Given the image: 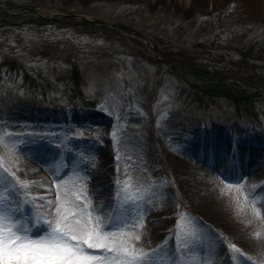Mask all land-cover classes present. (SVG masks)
<instances>
[{"label": "rangeland", "instance_id": "1", "mask_svg": "<svg viewBox=\"0 0 264 264\" xmlns=\"http://www.w3.org/2000/svg\"><path fill=\"white\" fill-rule=\"evenodd\" d=\"M0 2V156H24L36 147L64 172L50 183L51 204L39 206L40 199H31L34 191L15 179L30 178L0 165V213L17 224L20 235L40 240L51 233L59 185L69 223L82 220L71 214L88 204L101 234L129 233V243L148 253L145 264H264V251L249 252L231 238L229 220L214 226L182 206L187 195L209 202L198 185L212 179L232 186L222 189L228 200L219 210L259 195L264 205L262 6L248 0ZM153 144L161 148L155 154ZM105 145L119 148L112 162L117 176L104 170L114 189L92 208V187L99 188L102 179L87 185V174ZM174 146L187 164L179 166L177 179L156 155ZM196 154L221 157L240 176L225 179ZM154 174L164 175L151 179ZM160 190L164 198H158ZM167 199L168 212L178 208L170 213L178 219L145 250L134 238L142 237L141 229L132 225ZM87 253L100 256L103 250ZM164 253L169 259L162 261Z\"/></svg>", "mask_w": 264, "mask_h": 264}, {"label": "bare ground", "instance_id": "2", "mask_svg": "<svg viewBox=\"0 0 264 264\" xmlns=\"http://www.w3.org/2000/svg\"><path fill=\"white\" fill-rule=\"evenodd\" d=\"M250 3H253V5L262 6L264 8V0H248ZM148 43V42H147ZM104 106H113V104H110L109 102L104 103ZM131 111V110H130ZM129 112V111H128ZM110 114L109 112H107ZM172 126V125H171ZM51 127V126H50ZM52 134H58V130L55 126L51 127L49 129ZM23 143H26L25 140L22 141ZM31 143H27L24 148H27L31 146ZM105 150L103 153L95 158V168L88 172L86 184H90L93 181H98L102 179L101 186L99 188L92 187V194L96 196V198L92 199L91 206H98L100 202L103 201L104 198L101 197V194L112 192L114 189V184L109 181V177H107L108 172H104L105 169H111L113 173H116L117 171H114V165L112 162H114L117 157L118 153H120L118 147H108V145L104 146ZM153 153L155 154L158 149H161L158 144H153ZM175 146L169 148L164 152V155L162 154H156L158 155V158H161V163L166 162L167 169H165L166 173L169 174L170 172L174 173V178L178 177L179 172V166L181 168L187 166L186 162L181 159V156L178 152L175 151ZM163 149H165L163 147ZM28 152L24 156L20 155L18 153H15V151H6L0 156V165L6 169H10L11 171L15 168L18 169V174L21 178H30L28 181V186L30 189L34 191V194L31 195L32 200L40 199L39 206H48L50 205V202L53 201L52 195L54 194V184H50L51 181L54 182V178H57L61 174L63 175V171L59 167H57L56 164H53L51 158H49L47 155L43 153V151L37 150L36 147ZM206 154H204L202 157L199 158V155H195L199 162L201 164H206L210 168L215 169L222 175L225 179H231L233 177H237V175L240 176L239 170L236 168H228V164L223 161L221 157H213L211 154H208L207 157H205ZM168 158V159H167ZM148 158L146 157L144 161H146ZM111 162V163H110ZM38 164V165H37ZM199 165L191 166L188 168H196L197 170H200L204 174V178L210 177L209 172H207L205 169H200ZM251 168H246L245 170H250ZM245 170H243L245 172ZM59 171V172H58ZM158 175V176H157ZM164 174H154L151 176V179L153 177L157 176L156 179L160 180L163 177ZM90 176V177H89ZM147 179V176H145ZM173 178V177H171ZM149 179V177H148ZM34 182V183H33ZM186 182V181H184ZM200 185H198V192L201 193V196L204 198L205 196H210L209 202H204L203 204L198 203L193 199L192 197L184 196V198L188 199V203H185L186 201L182 202V206H185L190 212L199 213L202 214V218L212 223L214 226V222L217 223H225L227 220L230 222V224H233V226H230L231 228V238L235 240V242H240L239 246H243V249L246 248L249 250V252L254 253H260L264 251V205L261 204L262 200L259 196L257 197H251L243 201V203H239L237 206L233 207H227L225 210H219L217 207L225 206V203L227 202V198L225 197V193H221L222 189L226 187L227 185L224 184V182L212 179V181H200ZM247 184V180L244 182ZM243 184V183H242ZM244 186V185H243ZM89 189V187H88ZM48 190L49 192L47 193ZM39 193V194H38ZM207 193V194H206ZM158 198H164L165 193L163 191H158ZM212 195V196H211ZM168 200V199H167ZM232 200V198H231ZM164 204V203H163ZM168 204V205H166ZM162 208H157V211L150 212L149 215L145 216V220L143 221V228L141 229L142 237L140 238V241L138 245L140 247H144V249H148L153 245L151 243L160 242V237L162 236V231L166 229L167 225L169 224L170 220L175 219L177 220L178 216L172 217L170 213L176 212L175 211H169L170 209V203L168 200V203L166 202ZM38 204H36L37 208ZM235 207V208H234ZM210 209V214L207 216L205 215L207 211ZM204 213V214H203ZM53 215L57 217L56 211L53 212ZM177 218V219H176ZM238 223L236 222V220ZM240 221H242L240 223ZM240 223V224H239ZM227 224V222H226ZM219 225V224H217ZM17 226V224L15 225ZM235 226V227H234ZM233 227V228H232ZM18 234H23L20 231H18ZM158 240V241H156ZM166 259H169L168 255L164 253L161 256V260L165 261Z\"/></svg>", "mask_w": 264, "mask_h": 264}, {"label": "snow or ice", "instance_id": "3", "mask_svg": "<svg viewBox=\"0 0 264 264\" xmlns=\"http://www.w3.org/2000/svg\"><path fill=\"white\" fill-rule=\"evenodd\" d=\"M0 171L5 170L0 168ZM15 179L17 184L28 186V182ZM226 187L229 190L232 188L231 185ZM4 198L0 194V200ZM76 199L79 200L80 196ZM52 206L57 219L51 222V233L40 240H29L25 235L18 234V228L8 223L10 217L0 213V264H73L74 260L80 264H145L148 253L129 243L132 239L129 233L104 231L101 234L99 223H93L88 204L71 214L81 217L83 222L76 220L75 224L69 223V216L62 211L69 205L61 199L59 185L56 188V203ZM132 227L142 229L143 224L138 221ZM134 238L140 240L141 236L136 234ZM87 249H102L103 254L90 255ZM230 249L239 253L235 245Z\"/></svg>", "mask_w": 264, "mask_h": 264}]
</instances>
